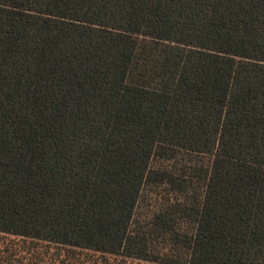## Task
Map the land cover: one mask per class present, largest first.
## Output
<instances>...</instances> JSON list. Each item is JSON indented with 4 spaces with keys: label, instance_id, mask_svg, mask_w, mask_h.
Wrapping results in <instances>:
<instances>
[{
    "label": "trees",
    "instance_id": "16d2710c",
    "mask_svg": "<svg viewBox=\"0 0 264 264\" xmlns=\"http://www.w3.org/2000/svg\"><path fill=\"white\" fill-rule=\"evenodd\" d=\"M264 264V0H0V264Z\"/></svg>",
    "mask_w": 264,
    "mask_h": 264
},
{
    "label": "rangeland",
    "instance_id": "374dc122",
    "mask_svg": "<svg viewBox=\"0 0 264 264\" xmlns=\"http://www.w3.org/2000/svg\"><path fill=\"white\" fill-rule=\"evenodd\" d=\"M133 264H152L144 261H134Z\"/></svg>",
    "mask_w": 264,
    "mask_h": 264
}]
</instances>
